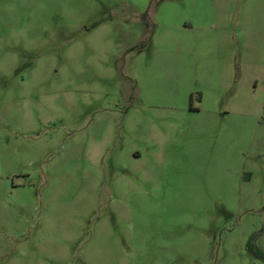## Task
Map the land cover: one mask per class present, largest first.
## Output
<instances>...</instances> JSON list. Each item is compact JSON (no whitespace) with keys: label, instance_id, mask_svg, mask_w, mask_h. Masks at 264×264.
Returning a JSON list of instances; mask_svg holds the SVG:
<instances>
[{"label":"rangeland","instance_id":"obj_1","mask_svg":"<svg viewBox=\"0 0 264 264\" xmlns=\"http://www.w3.org/2000/svg\"><path fill=\"white\" fill-rule=\"evenodd\" d=\"M256 230L264 0H0V264H264Z\"/></svg>","mask_w":264,"mask_h":264},{"label":"trees","instance_id":"obj_2","mask_svg":"<svg viewBox=\"0 0 264 264\" xmlns=\"http://www.w3.org/2000/svg\"><path fill=\"white\" fill-rule=\"evenodd\" d=\"M195 97L197 101L199 100V93H195ZM192 98V95L189 96V102ZM260 230L253 231L247 238L245 242V248L247 251L252 253L255 257H257L259 260L264 262V254L254 245V240L258 236Z\"/></svg>","mask_w":264,"mask_h":264},{"label":"crops","instance_id":"obj_3","mask_svg":"<svg viewBox=\"0 0 264 264\" xmlns=\"http://www.w3.org/2000/svg\"><path fill=\"white\" fill-rule=\"evenodd\" d=\"M200 94V93H199ZM202 97H203V95H202V92H201V94L199 95V100L198 101H196L198 104L200 103V101L202 100ZM196 110H198V107L196 108Z\"/></svg>","mask_w":264,"mask_h":264}]
</instances>
